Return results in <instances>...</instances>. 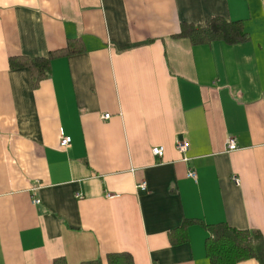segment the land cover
I'll use <instances>...</instances> for the list:
<instances>
[{"label": "crops", "instance_id": "crops-1", "mask_svg": "<svg viewBox=\"0 0 264 264\" xmlns=\"http://www.w3.org/2000/svg\"><path fill=\"white\" fill-rule=\"evenodd\" d=\"M217 15L250 40L174 36ZM221 222L264 235V0H0V264H210Z\"/></svg>", "mask_w": 264, "mask_h": 264}, {"label": "trees", "instance_id": "trees-1", "mask_svg": "<svg viewBox=\"0 0 264 264\" xmlns=\"http://www.w3.org/2000/svg\"><path fill=\"white\" fill-rule=\"evenodd\" d=\"M175 37H187L193 45L210 44L214 41H224L234 45L250 40V33L242 19L228 20L223 16H214L205 26L193 23H182L181 31ZM77 39L71 40L67 47L54 50L47 57L20 58L12 57V68L28 66L35 76V83L50 72L51 62L56 56L72 54L79 49ZM196 219L184 221L182 229ZM207 230L206 250L210 264H238L241 261L254 258L264 264V235L256 229H238L226 222L205 225ZM54 264H67L64 258H57ZM82 264H134L133 256L128 252L110 253L104 259L84 261Z\"/></svg>", "mask_w": 264, "mask_h": 264}, {"label": "built area", "instance_id": "built-area-1", "mask_svg": "<svg viewBox=\"0 0 264 264\" xmlns=\"http://www.w3.org/2000/svg\"><path fill=\"white\" fill-rule=\"evenodd\" d=\"M110 117V114H105L104 115V118H109ZM177 142V148L180 150V151H186L188 149V142L185 141V140H181L179 138H177L176 140ZM72 143V138L71 136H68V135H64L62 134L61 136V140H60V144L62 147H68L70 146ZM227 144H228V149L230 151H233V150H236L237 149V143H236V140L234 137H229L228 140H227ZM153 152L154 154L158 155V156H163L164 155V148L161 146V147H154L153 148ZM189 175L193 178L196 177V173L194 171H190L189 172ZM235 182L238 183L239 180L238 178H234ZM138 189L140 190H146L147 188V184L146 182H142L140 184L137 185ZM38 200H35V202H37Z\"/></svg>", "mask_w": 264, "mask_h": 264}]
</instances>
